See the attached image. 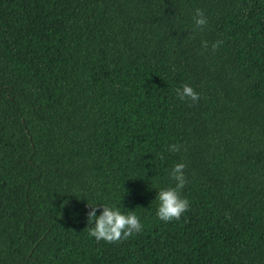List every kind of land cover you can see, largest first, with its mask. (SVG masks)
<instances>
[{"label":"trees","instance_id":"obj_1","mask_svg":"<svg viewBox=\"0 0 264 264\" xmlns=\"http://www.w3.org/2000/svg\"><path fill=\"white\" fill-rule=\"evenodd\" d=\"M99 203L142 230L93 239ZM0 264H264V0H0Z\"/></svg>","mask_w":264,"mask_h":264},{"label":"clouds","instance_id":"obj_2","mask_svg":"<svg viewBox=\"0 0 264 264\" xmlns=\"http://www.w3.org/2000/svg\"><path fill=\"white\" fill-rule=\"evenodd\" d=\"M193 21L196 28L206 24L207 18L200 8L193 10ZM220 43L217 41L213 45V51L220 46ZM175 91L181 101L189 98L192 102H196L199 99L198 93L189 84H182ZM168 148L171 152L178 151L176 145H169ZM184 170L183 163L174 162L167 170L169 180L174 183L160 187L155 192L157 203L154 215L160 221L178 220L189 208L188 200L180 195L185 187ZM89 205L91 206L85 214L87 234L97 241L101 239L106 242L120 241L142 230V222L134 211L124 212L112 203H99L97 214V205Z\"/></svg>","mask_w":264,"mask_h":264}]
</instances>
